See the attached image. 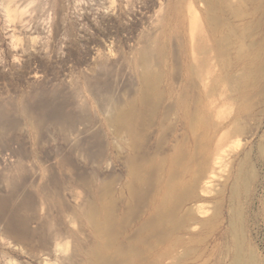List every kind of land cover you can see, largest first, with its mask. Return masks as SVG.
<instances>
[{"label":"rangeland","instance_id":"obj_1","mask_svg":"<svg viewBox=\"0 0 264 264\" xmlns=\"http://www.w3.org/2000/svg\"><path fill=\"white\" fill-rule=\"evenodd\" d=\"M173 2L0 0V264H81L87 257L97 241L88 206L107 185L119 199L126 181L127 153L117 155L111 120L142 94L141 58L151 43L167 47V60L159 61L155 49L151 66L166 99V137L179 129L168 104L184 82L174 61L176 40L164 31ZM259 2L243 5L242 21L230 15L232 25L264 22V0ZM263 28L244 34L245 51L264 39ZM236 63L227 72L218 69L214 85L220 117L225 124L239 117L242 127L223 175L249 154L251 195L237 209L264 264V80L248 87L232 83L226 76L238 78L250 67ZM159 134L155 126L149 147ZM228 220L226 203L210 236L187 245L184 264H215L225 246L221 235L229 231L230 238Z\"/></svg>","mask_w":264,"mask_h":264},{"label":"bare ground","instance_id":"obj_2","mask_svg":"<svg viewBox=\"0 0 264 264\" xmlns=\"http://www.w3.org/2000/svg\"><path fill=\"white\" fill-rule=\"evenodd\" d=\"M259 1L174 0L164 31L168 39L176 40L174 61L184 82L182 93L168 104V113L177 114L179 129L172 138L166 137L162 118L167 112L161 113L166 99L159 91L160 76L151 66L155 49L159 61L167 60V47L151 43L141 58L142 94L119 108L111 120L119 138L117 155L121 157L122 149L127 153L126 181L116 192L119 199L111 196L113 188L107 185L88 206L86 217L97 241L81 264H184L187 245L210 236L226 203L230 238L229 231L221 235L225 246L215 264H263L237 209V202L244 195L247 202L251 195L254 173L249 154L237 161L235 171L223 175L241 141L240 118L225 124L214 101L218 69L225 72L235 62L248 61L244 75L226 77L247 87L250 81L257 86L264 80V39L250 43V53L243 48L244 34L262 30L264 22L244 27L229 19L232 15L242 21L247 13L243 5L254 7ZM155 126L160 134L149 147L148 136ZM230 126L233 131L222 134Z\"/></svg>","mask_w":264,"mask_h":264}]
</instances>
